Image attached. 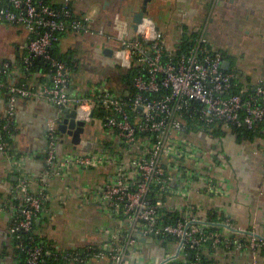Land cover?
<instances>
[{"label": "built area", "instance_id": "built-area-1", "mask_svg": "<svg viewBox=\"0 0 264 264\" xmlns=\"http://www.w3.org/2000/svg\"><path fill=\"white\" fill-rule=\"evenodd\" d=\"M73 1L61 0L55 8L44 0H0V24L27 35L20 64L29 68L40 58L48 67L47 79L32 86L12 81L11 63L0 61V93L7 97L0 153L13 154L19 99L44 100L60 110L75 108L76 122L84 128L98 125L104 136L100 150L78 145L59 157L57 128L49 126L46 177L97 172L99 180L69 195L97 206L112 224L100 228L94 247L45 254H56L65 264H138L143 244L152 242L164 250L158 264H264V205L246 207V225L240 226L244 207L226 204L235 195L228 180L217 175L225 163L193 139L197 133L245 131L253 136L255 152L264 154V86L235 91V73L222 69V54L204 35L188 34L184 51H169L164 36L142 19L133 38L115 25L113 57L132 73L135 93L122 96L101 83L83 96H72L71 69L52 51L65 33H93L89 19L73 12ZM97 33L106 36L103 30ZM83 142L88 140L82 136ZM18 178L10 198L13 202L18 194L23 204L12 203L11 232L17 240L32 229L49 200L45 185L32 191L29 176L20 172ZM59 201L65 202L63 197ZM26 251V264L44 263L40 247Z\"/></svg>", "mask_w": 264, "mask_h": 264}, {"label": "crops", "instance_id": "crops-1", "mask_svg": "<svg viewBox=\"0 0 264 264\" xmlns=\"http://www.w3.org/2000/svg\"><path fill=\"white\" fill-rule=\"evenodd\" d=\"M45 1L52 6L61 4V0ZM72 10L77 16L87 17L93 31L87 35L65 33L53 48L54 54L64 58L72 67V96H83L91 87L101 83H106L116 94L124 93L122 79L125 70L113 57V51L117 47L114 40L115 25L125 31L128 38H133L136 32L132 29V21L142 10H145L143 19L150 20L155 30L164 36L169 51L178 47L182 37L191 33L202 34L209 46L222 54V65L227 63L222 69L235 73L236 91L264 86V0H74ZM0 26L13 27L15 30L12 32L23 36L20 44H14L9 58L0 59L11 63L12 81H24L34 86L46 80L47 69L44 67L36 68L27 76L17 69V63L24 55V46L27 43L26 33L11 25ZM99 30H103L106 36H100L97 33ZM108 50L112 51V57L104 54ZM84 53L87 56L90 53L99 56L105 61L107 69H114L112 80L105 78L97 84L82 85L80 72ZM6 109L7 97L5 92H1L0 122L5 119ZM66 110L71 111L72 108L60 110L44 100L19 99L16 103L11 137L13 154L5 156L0 153V264H20L18 242L15 234L11 232L15 210L10 200L20 172L31 178L30 189L38 190L41 185L46 187L48 206L37 225L36 233L46 242H50L56 250L71 251L94 247L100 241V228L112 224L97 206L87 203L81 197L69 195L70 190L75 191L83 184L99 180L97 172L73 171L62 179L46 177L47 133L50 125L57 128L59 141L56 153L59 157L69 155L75 149L72 137L58 131V125L66 118ZM92 126L84 128L81 137L100 150L104 137L97 139L98 136L93 135L95 130ZM94 127L97 128L98 125ZM196 136L202 146L213 150L225 163L226 168L219 170L217 175L228 180L235 195V200H228L226 204L230 207L236 202L244 207L239 225L245 226L246 207L254 210L257 205H264V196H260L261 191H264L263 152H255L251 140H238L237 135L231 132L224 133L222 138L201 133ZM228 136L234 142L224 145ZM242 142L246 146L244 152L240 149ZM14 160L18 163L15 164ZM59 197H63L65 202L61 203ZM163 254L162 248L152 242H145L138 264H158ZM84 264L111 263L88 261Z\"/></svg>", "mask_w": 264, "mask_h": 264}, {"label": "trees", "instance_id": "trees-1", "mask_svg": "<svg viewBox=\"0 0 264 264\" xmlns=\"http://www.w3.org/2000/svg\"><path fill=\"white\" fill-rule=\"evenodd\" d=\"M56 7L59 8V5L55 6V8ZM183 39H184V37H182V39H181L182 40L181 44L179 43L180 45H178V47L181 48L182 51H184L188 47V44L184 43ZM53 51H54V49H53ZM53 51H52L53 57H55L61 61L66 62V60L64 58H60V57L56 56ZM19 61H21V60L19 59ZM32 62H33V64L29 68H25L24 65H22V64H20V62H18L17 63V65H18L17 69H20V73L22 75L27 76L32 71H34L36 68H40V67H44L45 69L48 68L46 63L40 58H34L32 60ZM68 66L70 69H72V67L70 65H68ZM11 70H12V67L10 69V72H11ZM132 78H133V75L131 72H125V74L123 75L122 80H123V83L125 86V91L123 94H121L122 96H128L130 94L135 93V90H134L133 85H132V83H133ZM5 79H6V77H5ZM20 83H27V82L21 81ZM233 91H234V89H233ZM235 91H236V89H235ZM197 134H199V133H197ZM210 134L215 138L224 137V134H222L219 131H213ZM235 135H237L238 140H240V139L252 140L253 139V136L250 133L245 132V131H236ZM7 140H8V138H7ZM30 190H32V189H30ZM35 191H37V190H35ZM19 196L20 195H18V194L16 195V199L13 201V203L17 207H22L23 204H22V201H21ZM47 206H48V203L45 204V209L47 208ZM43 213H44V211H42L41 213H38L37 217L35 218V222H34L32 229L28 233H24V234L20 235V239H18L19 241L17 240V242L20 243V247L18 248V255H19L20 264H26V258H27V251L26 250H27V248L40 247L43 250L44 254L46 252L56 253V249L54 247H52L51 243L46 242V240L44 238L37 235V233H36L37 225L42 220ZM19 243H18V245H19ZM55 255H50V256L46 255V254L43 255V257L41 258V260H43V262H44L43 264H64V262L61 261V259H59V257H57Z\"/></svg>", "mask_w": 264, "mask_h": 264}, {"label": "rangeland", "instance_id": "rangeland-1", "mask_svg": "<svg viewBox=\"0 0 264 264\" xmlns=\"http://www.w3.org/2000/svg\"><path fill=\"white\" fill-rule=\"evenodd\" d=\"M15 29L13 27L6 28L4 26H0V59H8L11 53L14 50V44L21 43L22 42V35H17L14 31ZM84 60L82 61V69L80 72V83L84 86H87L89 84H97L101 80L108 78L109 80H112V72L114 73V69H107L105 65V61L99 56L94 55L93 53H90L89 56L84 53L83 55ZM98 128V127H97ZM92 126V129L95 130V133L93 135L98 136L97 139L100 137L103 139V132L99 129H97ZM101 139V140H102ZM194 141L196 140L195 137L193 138ZM208 138H206V141ZM234 139L230 136H228L224 140V145L230 143H233ZM202 142H200L201 144ZM96 144V143H95ZM240 149L241 151L246 150V146L244 142L240 143ZM161 253L163 251L159 249Z\"/></svg>", "mask_w": 264, "mask_h": 264}, {"label": "water", "instance_id": "water-1", "mask_svg": "<svg viewBox=\"0 0 264 264\" xmlns=\"http://www.w3.org/2000/svg\"><path fill=\"white\" fill-rule=\"evenodd\" d=\"M145 10H142L140 13H137L132 21V29L136 32L138 26L141 24V21L143 19ZM104 54L108 57H112V51H104ZM227 64L224 62V65ZM66 113V118L63 120L61 124L58 125V131L61 132L62 134L67 133L69 136L72 137V144L74 146L80 145V149L82 150H90L93 148L92 143L88 142H83L81 143V135L84 132V124L81 122H76L75 121V108L72 109L71 111H65ZM142 242L144 239L141 240Z\"/></svg>", "mask_w": 264, "mask_h": 264}]
</instances>
